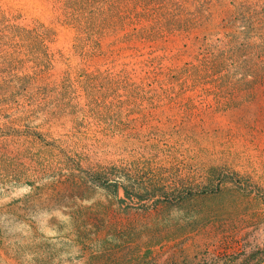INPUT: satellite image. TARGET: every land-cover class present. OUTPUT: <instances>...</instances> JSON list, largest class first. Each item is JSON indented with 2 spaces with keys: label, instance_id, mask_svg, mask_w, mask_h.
<instances>
[{
  "label": "rangeland",
  "instance_id": "1",
  "mask_svg": "<svg viewBox=\"0 0 264 264\" xmlns=\"http://www.w3.org/2000/svg\"><path fill=\"white\" fill-rule=\"evenodd\" d=\"M207 1L0 0V264H264L260 48L196 81L242 23L162 34L166 4ZM98 174L153 187L120 201ZM183 185L217 190L166 201Z\"/></svg>",
  "mask_w": 264,
  "mask_h": 264
},
{
  "label": "trees",
  "instance_id": "2",
  "mask_svg": "<svg viewBox=\"0 0 264 264\" xmlns=\"http://www.w3.org/2000/svg\"><path fill=\"white\" fill-rule=\"evenodd\" d=\"M170 3L166 4L163 8L162 34L164 35H189L196 31L212 30V28L218 24L220 16L222 20H227L223 26L225 29H228L229 24H232L231 27H233L236 22H241L243 26L242 33L244 34L245 43L241 42V46H236L233 49L230 48L228 51L225 48L220 50L213 45L204 48L205 60L198 66H195L192 72L188 70V73L191 74L194 80L197 81L198 79H202L203 76L208 75L209 78H214L215 82L222 81L226 77L223 71L230 68V66L233 67L237 62L235 56L238 53H248L247 57L250 56L252 58V51L255 48H260V52L254 53V55H259V59H261L259 60V64H253L254 68H252L253 70L251 71L254 73L251 74L252 77L245 75L240 82H243L252 92H256L259 86H264V4H239L235 7V11L232 14L224 15V12H221L220 15L217 16L214 8H225V6L228 5L225 0H209L200 3L193 12H186V10L180 9V13L178 12L179 7L175 8L173 7L175 3ZM185 15H189V17H185ZM236 39L235 37V41ZM256 42H260V44L256 45ZM229 51H231V53H229ZM248 60H250V58ZM250 96L251 99H255L258 93H251ZM92 181L105 189H110L117 197L119 196L120 190H123L125 197L119 198L120 201H126L127 199L130 201L135 199L141 202L145 201V194L153 187L149 183L129 182V184L122 178H103L99 176V174L93 176ZM216 190L217 189L211 190L208 186H204L199 190L194 187L183 185L182 188L176 189L175 193L168 194L165 191L164 193L168 194L166 195V201L179 202L190 199L196 195L213 193V191ZM158 202H162V200H157L155 204Z\"/></svg>",
  "mask_w": 264,
  "mask_h": 264
}]
</instances>
